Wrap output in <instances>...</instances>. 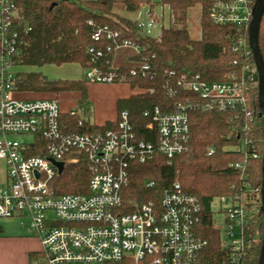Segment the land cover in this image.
<instances>
[{"label":"trees","instance_id":"trees-1","mask_svg":"<svg viewBox=\"0 0 264 264\" xmlns=\"http://www.w3.org/2000/svg\"><path fill=\"white\" fill-rule=\"evenodd\" d=\"M212 7L211 0H13L7 7L0 0V56L6 58L13 71L14 92L79 93L77 107L62 118L68 132L116 130L126 112L137 138L156 143L158 133L149 129L155 111L162 115L180 108L186 111L190 127L187 149L171 162L158 151L145 163L132 162L124 189L125 211L136 212L143 204L160 201L165 191L179 183L184 193L196 196L201 203L202 220L198 227L201 237L209 242L201 255L204 264H219L226 255L214 201L235 193H247L250 201L256 193L260 197L264 155V119L249 27L214 24ZM196 8L200 10L199 39L190 31V14ZM144 9L149 19L158 20L157 9L162 17L168 14V26L161 18L158 35H152L139 23ZM105 28L113 38L103 32L100 41L95 42L93 35ZM125 41L138 47L139 52L128 57L130 66L114 68L119 54L115 48ZM259 46L264 58V17ZM92 61L104 74L114 73L115 84H128L135 91L129 98L118 100L117 120L101 127L91 122L86 72ZM74 64L84 71L79 80H48L38 71L27 70ZM143 65L149 69L142 71ZM247 66L254 73V81L247 86L251 117L244 112L204 110L198 104V95L182 84L184 78L188 81L197 77L208 84L231 82L242 77ZM133 70H137L136 75ZM236 164L242 168L237 169ZM92 175L85 159L67 165L57 178L58 194L88 193ZM257 203L255 221L246 227L252 244L243 258L244 264H259L260 260L264 214L260 200ZM29 261L47 264L42 252L31 253ZM121 264L132 263L126 260Z\"/></svg>","mask_w":264,"mask_h":264},{"label":"built area","instance_id":"built-area-1","mask_svg":"<svg viewBox=\"0 0 264 264\" xmlns=\"http://www.w3.org/2000/svg\"><path fill=\"white\" fill-rule=\"evenodd\" d=\"M211 1L214 24L250 26L256 0ZM2 2L9 5V0ZM139 23L147 30L153 26L152 19ZM103 32L113 38L105 28L92 39L100 41ZM115 49L131 50L133 55L139 52L127 41ZM148 69V65L141 67L142 71ZM12 72L9 62L0 56V162L6 173L4 181L0 178V218H24L27 233L40 241L47 264H121L126 260L132 264H204L201 255L209 242L198 227L201 203L184 193L179 183L165 191L160 201L143 204L136 212L125 211L130 164L145 163L157 151L171 162L187 149L190 127L186 111L180 108L164 115L155 111L149 129H156V143L137 138L126 112L116 130L68 132L57 99L15 98ZM86 78L90 84H115L114 73L104 74L94 61L88 64ZM253 81V70L247 66L244 75L231 82L208 84L197 77L184 78L182 84L198 95L204 110L244 112L251 117L247 86ZM82 159L93 174L88 193L59 195L57 178L67 165ZM53 162L64 164L62 174ZM236 168L242 165L236 164ZM248 196L235 193L213 203L216 221L222 219V245L227 255L219 264H244L252 244L246 227L253 225L259 212L261 191L252 201Z\"/></svg>","mask_w":264,"mask_h":264},{"label":"crops","instance_id":"crops-1","mask_svg":"<svg viewBox=\"0 0 264 264\" xmlns=\"http://www.w3.org/2000/svg\"><path fill=\"white\" fill-rule=\"evenodd\" d=\"M13 1V0H9ZM128 52H125L126 54ZM128 55V57L132 56ZM89 99L93 105V117L91 122L98 126H104L108 122L117 120V102L120 99L129 98L135 92L125 85H89ZM67 94H76L74 102H70L67 110L61 108L62 113L67 115L77 107L80 94L76 92H67ZM57 94L44 93H15V98L22 100L36 99H57ZM58 100V99H57ZM61 106V105H60ZM1 226V225H0ZM2 235H0V264H32L29 261L31 253L41 252L40 241L28 235L27 230H18L13 232L9 227H3Z\"/></svg>","mask_w":264,"mask_h":264},{"label":"rangeland","instance_id":"rangeland-1","mask_svg":"<svg viewBox=\"0 0 264 264\" xmlns=\"http://www.w3.org/2000/svg\"><path fill=\"white\" fill-rule=\"evenodd\" d=\"M159 1V0H154ZM146 9H144L141 13V17L138 19V21H147L149 19V16L146 13ZM157 18L158 20H153V26L149 29V31L152 33V35H158L161 31V23L160 19L163 18V22L165 26H168V14L164 13L162 17V12L160 9L156 10ZM199 16H200V10L199 8H196L191 11L190 14V31L194 38L199 39L200 38V24H199ZM119 54L116 55V60L114 63V68H118L120 66H130V61L126 60L127 56L132 54L131 50L128 49H122L118 50ZM125 52H128L124 54ZM35 70L43 74L44 77H46L48 80H79L84 76V71L79 65H65L62 67H56V66H46L44 68L40 69H27ZM97 85H125V87H129L128 84H97ZM130 88V87H129ZM135 93V92H133ZM45 95L51 94V93H44ZM58 96L55 97L58 99L59 104L61 105V108H66L67 110L70 102L75 101V97H77L76 94H67V93H60L57 94ZM93 105H92V111H91V119L93 117ZM0 178L1 181H4L6 179V173H5V166L4 163L0 162ZM218 218H221V216L218 214ZM25 219L20 217H14V218H0V225L3 227H9L13 232H18V230H25ZM217 222L219 223L218 227H222V219H218ZM27 230V229H26Z\"/></svg>","mask_w":264,"mask_h":264},{"label":"water","instance_id":"water-1","mask_svg":"<svg viewBox=\"0 0 264 264\" xmlns=\"http://www.w3.org/2000/svg\"><path fill=\"white\" fill-rule=\"evenodd\" d=\"M264 17V0H256L254 9H253V20L249 26V44L250 49L253 54L255 68L258 76V85H259V107L261 110V117L264 119V58L262 56L260 46H259V37L262 20ZM54 165L58 168L59 174H62L64 171L63 163L53 162ZM263 181H262V190H261V212L264 214V155H263ZM259 264H264V238L262 242L261 254Z\"/></svg>","mask_w":264,"mask_h":264}]
</instances>
